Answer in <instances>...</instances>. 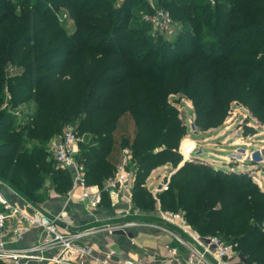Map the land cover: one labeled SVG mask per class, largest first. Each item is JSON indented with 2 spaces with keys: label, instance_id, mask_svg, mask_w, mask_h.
Here are the masks:
<instances>
[{
  "label": "trees",
  "instance_id": "trees-1",
  "mask_svg": "<svg viewBox=\"0 0 264 264\" xmlns=\"http://www.w3.org/2000/svg\"><path fill=\"white\" fill-rule=\"evenodd\" d=\"M159 2L182 24L173 37L153 35L138 0H0V178L34 202L48 189L66 193L72 175L48 145L73 123L89 138L77 156L89 184L103 186L129 147L134 201L153 210L150 173L182 163L161 207L234 244L247 264H264V189L248 168L204 155L183 161L187 128L169 100L188 96L201 130L221 125L234 100L264 122V0Z\"/></svg>",
  "mask_w": 264,
  "mask_h": 264
},
{
  "label": "built area",
  "instance_id": "built-area-1",
  "mask_svg": "<svg viewBox=\"0 0 264 264\" xmlns=\"http://www.w3.org/2000/svg\"><path fill=\"white\" fill-rule=\"evenodd\" d=\"M145 19L158 28L162 36L170 37L169 34L175 33L172 29V16L164 8L155 7L152 12L146 14ZM170 28L171 31H169ZM13 112L19 118H23L25 114L20 111V108ZM192 128L197 133L196 127L192 126ZM82 141L84 137L78 133L74 124L67 123L60 135L53 138L48 145L50 156L54 158L57 165L69 170L72 175V185L64 195L66 201L70 204L80 202L91 209L100 206L103 203V195L109 194L114 196L118 203L125 204V217L128 219L118 223L78 227L71 221H64V217H67L66 212L50 214L42 204L34 203L32 200H25L23 206L13 203L7 198L3 183L7 184L6 188L11 193L24 196L18 189L0 178V206L3 207V211L0 212V261L9 264H26L33 260L40 264H150L146 260H115L114 251L99 255L96 245L86 241L89 235L99 229L114 230L138 225L139 221L134 217H137L141 209L135 207L133 197L135 176L132 169L128 168L130 150L123 148L121 161L114 175L100 187L87 182L83 166L78 161L77 156ZM179 152L182 154V151L179 150ZM230 157L233 160L239 159L236 154H231ZM184 159L188 160L187 157ZM180 165L165 166L159 174L158 182L146 181V186L156 198L155 210L158 217L165 224L175 226L172 233L184 249L182 255L178 248H170L175 264H242L243 258L234 244L226 242L218 235L201 234L182 212L161 207L158 193L168 188L171 175ZM53 193L56 192L52 191L51 194ZM8 219L12 220L10 228L7 227ZM32 227L40 229V237L27 246L18 245L24 233ZM262 227L264 229V221Z\"/></svg>",
  "mask_w": 264,
  "mask_h": 264
},
{
  "label": "crops",
  "instance_id": "crops-1",
  "mask_svg": "<svg viewBox=\"0 0 264 264\" xmlns=\"http://www.w3.org/2000/svg\"><path fill=\"white\" fill-rule=\"evenodd\" d=\"M166 165L157 168L151 172L147 178L148 183L158 182L160 173ZM6 182V181H5ZM4 192L7 198L13 203L23 206L24 195L11 193L7 190V184L3 183ZM8 187V186H7ZM109 197V203H102L96 208L88 209L80 202L68 203L66 198L59 193L50 194L43 203V206L50 214H59L66 212L67 217L64 221L78 227L97 226L105 223H118L128 219L125 217L126 206L118 203L114 196L105 194ZM156 207V206H155ZM3 207L0 206V212ZM139 224L122 229H99L86 238L89 243H94L97 247V253L104 255L108 251H114L115 260L133 259L146 260L150 264H175V260L170 251L171 247L178 248L183 255L184 249L175 239L172 231L175 226L165 224L161 220L155 209H141L137 217ZM131 219V218H129ZM11 219L7 221V227L10 228ZM40 229L32 227L24 233L23 239L18 245H29L40 237ZM17 245V243H12ZM26 264H40L37 261H29Z\"/></svg>",
  "mask_w": 264,
  "mask_h": 264
},
{
  "label": "rangeland",
  "instance_id": "rangeland-1",
  "mask_svg": "<svg viewBox=\"0 0 264 264\" xmlns=\"http://www.w3.org/2000/svg\"><path fill=\"white\" fill-rule=\"evenodd\" d=\"M114 1H116V3L119 4L125 0H114ZM211 1L214 2V0ZM138 4L140 5H135L134 7H138L142 5L144 6L145 10H148L142 13L141 15L142 20L150 25V30L154 36L160 35L161 31L158 28H155L145 19L146 14L152 12L155 7L162 8V5L160 4L159 0H142V2L138 0ZM59 14L63 18L64 26L67 29L71 30V28L74 27V22L70 18L68 12L65 11L64 8H59ZM172 19H173L172 29L174 32H176L177 28L179 26L181 27L182 24L180 20H178L177 18L172 17ZM169 31H171V28L169 29ZM163 32H165V30ZM174 34L173 33L169 34V36L173 37ZM169 100L173 105H175L178 108L180 117L186 124V128H187L186 134L182 137L177 148L178 151L179 150L182 151L181 155L183 157L182 158L183 161H186L184 159L186 157L188 159L187 161H192L191 159H196V158H202L206 160L204 156H210L213 160L211 163L215 164V166L222 165L223 168L230 167L231 169L248 168L247 172L251 176L252 180L255 181L258 185H260L264 189V163H259V164L255 163L251 161V157H250L253 150L264 148V122H262L258 117H256L245 103L234 100L230 105V110L227 117L225 118V120L221 125L217 127H211L207 130H201V128L196 127L197 133H195L191 128V124L192 123L195 124V110L193 107L192 100L184 93L171 94L169 96ZM23 106L25 105H22V107ZM240 106L247 110L245 115L241 114L242 112L238 108ZM74 126L76 129L77 125ZM79 134L82 137H84L85 140L84 144H87L89 140L87 135H84L81 132ZM242 148L246 150L245 153H242L240 151V149ZM199 151H201V153H198ZM231 154H236V156L239 159L236 158H234V160L231 159L230 157ZM129 159L130 161H128L129 162L128 168L132 169V172L135 176V172L137 170L136 162L132 161L131 156L129 157ZM164 165L168 166L170 164H164ZM164 165H159L154 170H157V168H160ZM52 191L54 190L48 189L49 194L47 198L52 193ZM161 192L162 191H160V193ZM66 193L61 195L64 197ZM160 193H158V195ZM22 195L24 194L22 193ZM46 199L43 200L42 202H34V201L33 202L43 205V203H45L48 200ZM135 207L139 209H143L136 202H135ZM177 211L183 213L182 210H177ZM1 262L5 264H9L2 260ZM242 264H247L244 258Z\"/></svg>",
  "mask_w": 264,
  "mask_h": 264
},
{
  "label": "water",
  "instance_id": "water-1",
  "mask_svg": "<svg viewBox=\"0 0 264 264\" xmlns=\"http://www.w3.org/2000/svg\"><path fill=\"white\" fill-rule=\"evenodd\" d=\"M238 104V102H237ZM193 127H196L195 124L192 125ZM240 151L242 153H245L246 150L245 149H240ZM198 153H201V151H199ZM251 161L255 162V163H264V148L261 149H255L253 150V152L251 153ZM31 211V209H30Z\"/></svg>",
  "mask_w": 264,
  "mask_h": 264
}]
</instances>
